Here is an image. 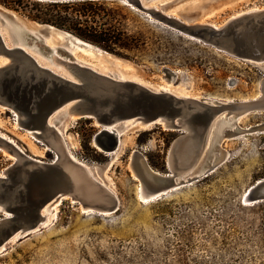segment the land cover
<instances>
[{"label":"rangeland","instance_id":"obj_1","mask_svg":"<svg viewBox=\"0 0 264 264\" xmlns=\"http://www.w3.org/2000/svg\"><path fill=\"white\" fill-rule=\"evenodd\" d=\"M5 1L0 0V11L15 16L12 21L5 17L9 23L40 31L50 45L56 42L54 47L66 44L73 58L97 69L208 100H248L260 93L264 71L259 66L181 33L122 0H106L105 6L116 9L114 16L127 24L130 33L140 31L147 39L144 46L120 55L34 20ZM154 2L165 14L173 10L171 15L184 23L209 21L216 26L239 12L264 7V0ZM60 31L71 36L65 38ZM6 41L11 44L9 36ZM46 54H41L44 62L54 68ZM0 59L6 60L1 54ZM237 121L242 128L259 125L264 123V111L247 113ZM16 122V112L0 107V133L26 155L52 161L54 152ZM66 124L64 138L69 149L89 166L94 183L103 189L101 195L108 198L106 202L109 195L105 192L112 195L114 209L99 212L97 206L104 203L88 206L66 195L57 203L52 221L0 252V264H264V201L242 202L245 189L264 176V131L245 132L223 141L227 156L212 172L143 201L129 165L131 151L141 153L152 169L165 172L166 151L179 132L133 124L120 135L115 153H104L92 142L98 129L92 119H73ZM210 136L208 130L207 138ZM12 159L0 151V171Z\"/></svg>","mask_w":264,"mask_h":264},{"label":"water","instance_id":"obj_2","mask_svg":"<svg viewBox=\"0 0 264 264\" xmlns=\"http://www.w3.org/2000/svg\"><path fill=\"white\" fill-rule=\"evenodd\" d=\"M122 1L204 44L250 61L264 71V7L241 13L216 27L208 22L184 23L165 14L159 6H143L142 0ZM12 14L0 11V24L6 18L12 21ZM20 32L24 44V38L33 36L23 29ZM41 35L39 31L36 40L42 44L38 50L43 54V50L48 51L50 47L43 44ZM56 51L67 56L68 60H62L66 75L38 64L22 46L8 44L0 33V54L6 58L0 65V106L16 112L18 126L40 136L42 141H46L47 134L56 136L55 126L60 127L61 122L70 121V118L92 119L98 127L92 142L104 153L114 152L122 132L133 124L143 129L158 125L162 130L179 132L168 146L166 171L161 175L153 173L137 150L130 153V165L138 183L145 192L152 193V198L212 172L226 158L221 156L222 151L226 152L221 147L223 141L245 132L264 131V123L242 128L237 121L247 113L264 111V77L255 98L208 100L155 90L142 82L75 61L63 47H56ZM210 129L211 136L207 138ZM51 149L54 159L44 162L26 155L14 142L0 135V151L13 157L12 162L0 171V252L9 243L17 242L49 223L43 212L45 205L66 195L80 200L71 194L70 181L61 163L66 159L73 165H81L69 159L63 148ZM202 152L204 155L201 156ZM141 159L146 167L139 164ZM105 194L109 195V200L99 207L114 209L112 195ZM243 200L250 203L264 201V176L245 189Z\"/></svg>","mask_w":264,"mask_h":264},{"label":"bare ground","instance_id":"obj_3","mask_svg":"<svg viewBox=\"0 0 264 264\" xmlns=\"http://www.w3.org/2000/svg\"><path fill=\"white\" fill-rule=\"evenodd\" d=\"M161 1V0H160ZM155 2H154V0H145L144 2H143V0H142V2H141V4L143 5V6H145V7H148V6H151V5H153ZM157 3V2H156ZM160 3V2H159ZM165 3V2H164ZM161 4V3H160ZM156 5H158V4H156ZM162 7V6H161ZM167 8V7H166ZM166 8H165V6H164V8L163 9H165L166 10ZM169 8V7H168ZM167 8V9H168ZM170 8H171V6H170ZM177 8V7H176ZM172 9V8H171ZM170 9V10H171ZM255 9H257V8H254V9H249V10H247V11H243V12H239V13H237V14H234V15H232L229 19H231V18H233V17H235V16H238V15H240L241 13H244V12H249V11H255ZM164 10V11H165ZM178 10V9H177ZM176 10V11H177ZM172 11V13H174L173 12V10H171ZM167 12H168V10H167ZM170 13V12H169ZM171 13V14H172ZM144 14V13H143ZM13 15V14H12ZM179 15H181V14H178L177 16H179ZM183 15V14H182ZM181 15V16H182ZM176 16V15H175ZM186 15H184V16H182V17H184V18H186L187 19V17H185ZM13 17L15 18V16L13 15ZM189 17V16H188ZM180 18V17H179ZM183 19V18H182ZM196 19V18H195ZM194 19V20H195ZM185 20V19H184ZM188 20V19H187ZM191 20H192V18H191ZM10 21V20H9ZM196 21V20H195ZM200 22V21H199ZM202 22V21H201ZM209 22V21H208ZM3 24H6V27H4V29L2 28V25ZM3 24H0V33L2 34V37H4V40L6 41V39H7V37L9 36V41L11 40V44H15V45H20V46H22L24 49H25V51H27L30 55H32L33 57H34V59H35V61H37V63L38 64H40V65H43V66H45V67H48V68H50V69H52L53 71H55V72H58V73H60V74H62V75H66V70H65V68H64V64H63V62H62V60L63 59H65V60H68L66 57H63V56H61L59 53H57V52H59V51H54L55 50V48L56 47H61V46H63L64 47V49H66L69 53H71V51H69V49H67V47H65V45H58V46H55L54 47V45L56 44V42H52L51 43V45H50V43H48V41L46 40L47 38H45V35H41V37H42V42H43V44H45V45H48L49 47H50V50H46V49H44L43 47V55H47L46 54V52L47 53H49V55L47 56L49 59H50V61H51V63H53L54 65H55V67L57 68V67H61V68H58V69H56L55 67L53 68V66H51L52 64H49V62H44V61H46L45 60V58L41 55V54H38V53H40L39 52V50H38V46L39 45H41L42 46V44L41 43H39V41H37L36 39H38L37 38V36H36V34H38V32L39 31H33V30H31V29H29L28 27H26V26H23V25H20V24H18V23H15L14 22V24L13 23H9L6 19H3ZM212 25H214V26H216L215 24H213V23H211ZM219 26V25H218ZM218 26H216V27H218ZM26 30V31H28L29 33H31V34H33V36H30V37H26V38H24V40H26V42H25V44L24 43H22V41H21V39H22V37H21V30ZM61 32V31H60ZM61 33H63V35H66L65 34V32H61ZM6 35H8V36H6ZM65 38H69L68 36H65ZM70 39H72V38H70ZM72 40H77V39H75V38H73ZM7 42V41H6ZM70 42H71V40H70ZM9 43V42H8ZM78 43H80V41L78 40ZM78 43H76V44H78ZM26 45V46H25ZM79 45V44H78ZM31 48V49H30ZM72 54V53H71ZM73 55V54H72ZM63 57V59H61ZM73 59H75V58H73ZM64 61V60H63ZM75 61H79V62H82L81 60H79V59H75ZM4 62H6V60L5 59H0V65L1 64H3ZM82 63H84V62H82ZM89 65V64H88ZM94 67V66H93ZM59 69H63L64 71L62 72L61 70H59ZM99 71H102V72H107L106 71V68H102V69H98ZM109 72V71H108ZM111 73H115L118 77H121V78H125V77H123V76H121V75H119L117 72H111ZM131 79V78H130ZM134 80V79H133ZM137 81V80H136ZM139 82V81H138ZM144 84V83H143ZM144 85H147V84H144ZM148 86V85H147ZM150 86V85H149ZM150 87H152V88H154L155 90H157V89H162V90H165V91H171V90H169L168 89V86L167 85H161V87L160 88H156L155 86H150ZM171 92H173V91H171ZM175 94H177L176 92H174ZM177 95H179V96H185V95H181V93H179V94H177ZM195 97V96H194ZM197 97V96H196ZM208 99V98H207ZM211 100V99H210ZM0 107H3V106H0ZM15 116V115H14ZM16 116H17V114H16ZM222 116V114H220V117ZM242 117V116H241ZM18 118V117H17ZM73 119V118H72ZM69 120H71V118L69 119ZM16 123H18V120H17V122ZM49 123H51V120L49 119ZM66 123H68V121H65L64 123H62L61 122V126L60 127H62V129H59V128H56V126H55V130H56V133H57V135L55 136V135H51V134H47V136H45L44 138L46 139V141H42V139H41V137L40 136H37L36 134H33V133H31V131H29V135L35 140V141H42L43 142V145H44V148L45 149H48V150H52L51 148H57V149H60V148H63L64 150H65V155H67V157H69V159H71L72 161H75L76 163H79L81 166H77V165H73L72 163H70L68 160H66V159H64L63 161H62V163H61V167H62V169H63V172L65 173V175L68 177V179H69V181H70V185H71V194H74L75 195V197L77 196V197H79L80 198V200L81 201H83V202H85L88 206L89 205H92V204H94V203H100V202H102V203H104V204H106L107 202V197H103L102 195H101V191L103 190V189H101V185L99 186V185H97L96 183H94V176L92 175V173L90 172V170H89V166L88 165H86L84 162H82V161H80L79 159H77L74 155H73V153H72V151L69 149L70 147H69V144L67 143V141H65V136H64V133H65V127L67 126V124ZM64 124V125H63ZM109 128V127H108ZM245 128V127H244ZM211 130V129H210ZM0 135H2L3 137H5L3 134H1L0 133ZM5 138H7V137H5ZM8 139V138H7ZM8 140H10V139H8ZM10 141H12V140H10ZM13 142V141H12ZM41 142V143H42ZM120 143H121V141H120ZM52 152V151H51ZM114 153H115V151H114ZM222 154H223V156L224 157H226L227 156V154H226V152H223L222 151V153H221V156H222ZM141 162H143L142 161V159H141V161H139V164L142 166V168L143 167H146L145 165H143ZM131 163V162H130ZM130 165V164H129ZM149 166V165H148ZM130 167H131V165H130ZM135 167H136V165H135ZM150 167V166H149ZM151 168V167H150ZM131 169H132V167H131ZM151 170L153 171V173H157V174H159V175H161L163 172H159V171H157V170H154V169H152L151 168ZM147 171H148V169H147ZM132 172H133V174H134V176H136L135 174V172L133 171V169H132ZM94 178V179H93ZM101 190V191H100ZM107 193V192H106ZM151 192H145V189L143 190L142 189V186H140V184H139V197L141 198V200H143V201H148L150 198H152V196H151ZM106 196H108L107 194H105ZM60 201V199H57L56 200V202H54V203H52L51 205H45L44 207H43V212L46 214V221L47 222H50V221H52L53 219H54V214H55V211H56V206H57V203ZM243 201H245V200H243ZM242 201V202H243ZM245 203H250V202H248V201H245ZM85 206V205H84ZM97 207H99V206H97ZM83 208H85V207H83ZM86 209V208H85ZM88 209V208H87ZM98 210H99V212H108L109 210L107 209V208H105V207H99L98 208Z\"/></svg>","mask_w":264,"mask_h":264},{"label":"trees","instance_id":"obj_4","mask_svg":"<svg viewBox=\"0 0 264 264\" xmlns=\"http://www.w3.org/2000/svg\"><path fill=\"white\" fill-rule=\"evenodd\" d=\"M4 4L26 12L34 20L69 31L118 55L146 43L147 38L142 32L130 33L127 24L114 16L116 9L106 7V0H6Z\"/></svg>","mask_w":264,"mask_h":264}]
</instances>
